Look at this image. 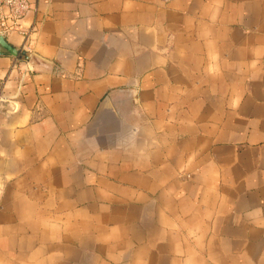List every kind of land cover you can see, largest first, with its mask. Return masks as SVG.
<instances>
[{"label":"crops","instance_id":"crops-1","mask_svg":"<svg viewBox=\"0 0 264 264\" xmlns=\"http://www.w3.org/2000/svg\"><path fill=\"white\" fill-rule=\"evenodd\" d=\"M28 1L0 264H264V0Z\"/></svg>","mask_w":264,"mask_h":264},{"label":"built area","instance_id":"built-area-1","mask_svg":"<svg viewBox=\"0 0 264 264\" xmlns=\"http://www.w3.org/2000/svg\"><path fill=\"white\" fill-rule=\"evenodd\" d=\"M30 10L28 0H0V34L8 35L18 32L25 35L23 20ZM0 108L14 112L16 107L10 104L9 98L2 96L0 91Z\"/></svg>","mask_w":264,"mask_h":264},{"label":"water","instance_id":"water-1","mask_svg":"<svg viewBox=\"0 0 264 264\" xmlns=\"http://www.w3.org/2000/svg\"><path fill=\"white\" fill-rule=\"evenodd\" d=\"M12 56L21 60L30 61L33 59V55L26 50L15 47L10 44L4 35L0 34V56Z\"/></svg>","mask_w":264,"mask_h":264}]
</instances>
